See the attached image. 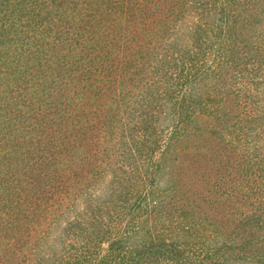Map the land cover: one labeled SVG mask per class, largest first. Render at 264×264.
<instances>
[{"label": "trees", "instance_id": "1", "mask_svg": "<svg viewBox=\"0 0 264 264\" xmlns=\"http://www.w3.org/2000/svg\"><path fill=\"white\" fill-rule=\"evenodd\" d=\"M0 264H264V0H0Z\"/></svg>", "mask_w": 264, "mask_h": 264}, {"label": "rangeland", "instance_id": "2", "mask_svg": "<svg viewBox=\"0 0 264 264\" xmlns=\"http://www.w3.org/2000/svg\"><path fill=\"white\" fill-rule=\"evenodd\" d=\"M164 122V120H162V123ZM211 147H213V145H216V143L215 142H213L212 144H209ZM216 147H214L213 149H215ZM184 160V162H185V164H183V166L181 167V169H180V167L179 168H174V172H173V174H170L171 172H169L168 171V173H167V175H166V178L164 179V181H162L161 182V188L162 187H164L165 185L164 184H167V182H168V180H169V178H170V176L171 175H177L178 177H180V178H182V179H187L188 178V176H187V174H192V168H193V166H192V168H191V165L189 164V161H194V159H183ZM191 178H192V180L195 178V176H193V174H192V176H191ZM111 181V176H110V174H105V176L103 177V179L102 180H100V185H99V188H100V193H106V192H108L109 190H110V186H109V182ZM191 191H192V189H191ZM61 226H59V227H57L56 229H54L53 230V234H52V236H54V237H58V235L60 234V232H61Z\"/></svg>", "mask_w": 264, "mask_h": 264}]
</instances>
